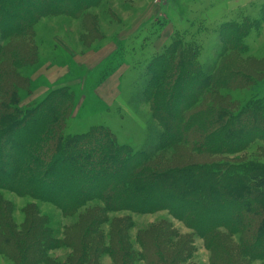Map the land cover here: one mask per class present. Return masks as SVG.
<instances>
[{"label":"trees","instance_id":"trees-1","mask_svg":"<svg viewBox=\"0 0 264 264\" xmlns=\"http://www.w3.org/2000/svg\"><path fill=\"white\" fill-rule=\"evenodd\" d=\"M60 1L0 0L3 38L28 36L42 15L79 17L100 2L63 0L75 5L66 7L60 5ZM6 22L16 24L10 29L5 27ZM241 23L222 24L220 34L228 50L247 54L250 50L244 38L250 35L251 24ZM11 47L0 45V58L9 61L14 68L34 62L33 49L20 55V51L25 50L22 44ZM17 54L20 58L15 60ZM198 61L197 52L187 48L183 39L178 37L165 53L148 64L149 78L144 83L143 92L162 126L161 147L189 144L193 140L192 149L195 151L220 155L238 152L258 138L264 141V132L259 137H251L246 145L241 139L249 130L252 133L258 131L254 124L264 127V100L252 98L241 106L238 101L231 102L227 96L214 94L220 88L236 90L255 85V75H246L238 70L237 65L233 66V62L218 66L211 75H205ZM239 77L244 78L246 84L243 81L240 84ZM25 81V77L0 67V189L51 203L65 214H74L93 201L102 203L107 212L154 213L169 210L207 239V246L213 252L212 264H242L240 258L231 256V250L222 239L226 236L219 231L220 228L239 236L237 253L240 256L264 263L263 162L213 160L181 167L153 166L150 154L120 144L110 129L103 125L92 126L82 133L66 134V122L74 106V92L68 87H54L40 102L21 108L19 88ZM193 83H201L198 92L189 104H181L188 94V86ZM202 102L206 104L196 109V104ZM179 104L176 110L175 106ZM193 106H196L194 112L190 110ZM171 113L176 118L174 132L170 129L173 124ZM249 118L254 122L250 123ZM28 132L31 137L21 144V138ZM236 132L241 135L239 140H235L237 142L234 138L233 141L222 138L224 134ZM192 134L194 139L190 137ZM97 147L98 150L103 147L104 151L98 152L97 162H89L97 153ZM13 158L16 160L11 169ZM120 172L123 174L113 177ZM188 187L192 190L187 191ZM240 194L254 195L256 199L242 204L244 198ZM233 208L234 215L226 220L225 215ZM200 218L208 221L200 223ZM103 221L102 218L96 219L90 228L94 229ZM31 230L33 232L29 236L21 235L14 231L6 218L0 217V253L13 264H40L47 262L49 249L77 243L74 246L79 254L76 264H90L88 256L91 252L95 259L101 253H108L115 264L138 261H144V264H187L194 249L189 245L181 248L171 233L175 232L161 226L139 233L141 253L128 247L116 232L110 235L107 247L101 248L100 239V248L97 246L92 250L83 240H55L44 220H39ZM168 244L173 248L165 247Z\"/></svg>","mask_w":264,"mask_h":264},{"label":"rangeland","instance_id":"rangeland-1","mask_svg":"<svg viewBox=\"0 0 264 264\" xmlns=\"http://www.w3.org/2000/svg\"><path fill=\"white\" fill-rule=\"evenodd\" d=\"M204 1L206 0H100L98 5L89 7L79 17L69 14L42 15L26 37L4 39L0 30V45L12 46L13 49L15 44L18 47L22 44L25 50L20 51V55L33 49L34 62L22 68H14L9 61L1 57L0 67L4 66L12 74L25 77V83L19 88V106L26 108L40 102L47 94L34 98L36 95L33 94L34 78L38 79L40 91H44L50 85L49 79L51 82L57 81L71 66L72 69L69 68L68 73L70 78H67L65 85H61L74 92V106L66 122V134L82 133L92 126L103 125L110 129L120 144L130 145L135 151L150 154L153 166L181 167L194 162L213 160L229 162L255 160L264 163V141L261 138L249 142L238 152L220 155L201 154L195 151L192 149L193 140H190L189 144L161 147L162 126L155 118L152 105L145 98L144 83L149 78L148 64L165 53L178 37L183 39L187 48L197 52L198 62L203 66L205 75H211L218 66L233 62L235 64L233 66L239 67L238 70L246 75H255L257 79L255 85L236 90L220 88L216 89L214 94L219 97L227 96L231 102L238 101L241 106L252 98L264 100V5L248 6L229 14L224 11V6L216 5L211 0L210 3ZM60 5L75 6L63 0L60 1ZM234 21L242 22V25L248 24L246 22L251 24L250 35L244 38L250 50L247 54L230 51L222 42L219 27L226 22ZM15 24L4 23L5 27L10 29ZM113 51L115 54L106 62L107 64L89 70L88 66L93 67ZM16 58L19 59L20 56L17 54L15 60ZM78 61H87L88 66H83ZM62 66H66L65 70L59 69ZM117 69L121 71L125 69V72L120 77L115 99L109 100L101 95L99 97L96 88L103 76ZM46 74L49 75V79L46 78ZM242 81L246 84L245 79L239 77L238 82L243 84ZM200 85L201 83L190 84L187 88L188 94L181 104H189ZM205 104L198 103L195 107L199 109ZM175 107L178 110L180 104ZM195 107L190 110L194 112ZM170 116L173 122L170 129L174 132L176 118L174 113ZM249 122L254 121L249 118ZM254 125L258 131L252 133L249 130L244 138L237 132L228 133L226 136L224 134L222 138L231 141L233 138L234 141L241 138L246 145L251 137H259L264 132L262 124ZM31 135L30 132L26 133L20 140L21 144H24ZM194 136L192 134L190 137L194 139ZM100 149L96 148L97 153L92 155L93 160L90 159L89 162L98 161V152L104 151L103 147ZM15 160L14 158L11 160V169ZM122 174L123 172H120L113 177ZM186 190L192 189L188 187ZM215 195L218 196L216 193ZM240 196L244 198L242 204L256 199L254 195ZM234 213L233 208L224 217L229 220ZM0 217L6 218L14 231L24 236L32 234L31 228L39 220H44L52 230L55 240L59 242L67 239L83 240L82 242L89 244L92 250L97 246L100 248V239L101 248L107 247L110 235L116 232L128 247L140 253L143 252L138 238L141 231L152 227H167L175 232L170 231L181 248L193 246V255L187 264H212L213 252L207 246V239L172 215L169 210L154 213L129 210L107 212L102 203L93 201L88 202L74 214H65L51 203L0 189ZM101 218L104 221L91 229L95 220ZM207 221L200 218V223ZM219 231L226 236L222 239L231 250V256L240 258L242 264H264L262 260L250 259L237 253L240 246L238 235L230 234L225 228H220ZM92 244L95 246H91ZM76 245L77 243L74 246ZM74 246L63 245L49 249L46 254L47 262L40 264H76L79 254ZM165 247L173 248V245L168 244ZM92 254V252L88 254L90 264H115L108 253H101L96 259ZM165 257L171 260L167 255ZM0 264H13V261L0 253ZM134 264H144V261Z\"/></svg>","mask_w":264,"mask_h":264},{"label":"crops","instance_id":"crops-1","mask_svg":"<svg viewBox=\"0 0 264 264\" xmlns=\"http://www.w3.org/2000/svg\"><path fill=\"white\" fill-rule=\"evenodd\" d=\"M211 1L212 2L214 1L215 2L214 4H216V5L224 6V11L228 12L229 14H231L237 10L246 8L248 6H254L257 4H263L264 5V0H211ZM204 2L210 3V0L209 1L206 0ZM206 16H208V15H206ZM114 54H115V51L109 53L108 55H106V57H104V59L99 61L93 67L88 66L87 61H82V62L78 61V62H80L83 66H88L90 68L89 70H91V69L95 70L98 67H103L105 64H107L106 62L108 60H110ZM65 67L66 66H64V67L62 66L59 69L65 70ZM69 68H70V70L72 69L71 66H69ZM69 68H67L63 72L62 77H60L55 82H51V79H49L50 78L49 75L46 74V78L50 80V85L48 86L49 88L47 87V90H44V91H40V87L38 85V79L34 78L35 87L33 90V94H36L34 98L37 99V98H40L41 96H44L48 92V90L51 88L58 87L59 85L60 86L65 85V83L67 82V78H70L69 74H68ZM124 72H125V69L122 71H121V69H117V70H113V71H110L107 74H105L103 76L101 82L98 84V86L96 88L97 95L98 96L101 95L102 97L109 99V100H114L117 93H118V84H119L120 77Z\"/></svg>","mask_w":264,"mask_h":264}]
</instances>
